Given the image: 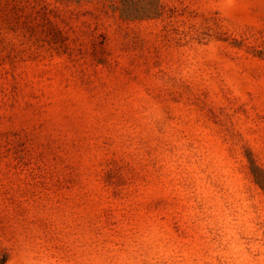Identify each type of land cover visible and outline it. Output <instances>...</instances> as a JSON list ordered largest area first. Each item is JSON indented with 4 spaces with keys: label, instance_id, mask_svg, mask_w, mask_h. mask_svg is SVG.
Listing matches in <instances>:
<instances>
[{
    "label": "rangeland",
    "instance_id": "obj_1",
    "mask_svg": "<svg viewBox=\"0 0 264 264\" xmlns=\"http://www.w3.org/2000/svg\"><path fill=\"white\" fill-rule=\"evenodd\" d=\"M0 264H264V0H0Z\"/></svg>",
    "mask_w": 264,
    "mask_h": 264
}]
</instances>
